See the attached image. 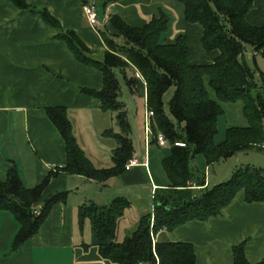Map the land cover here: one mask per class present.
Here are the masks:
<instances>
[{"label": "trees", "instance_id": "trees-1", "mask_svg": "<svg viewBox=\"0 0 264 264\" xmlns=\"http://www.w3.org/2000/svg\"><path fill=\"white\" fill-rule=\"evenodd\" d=\"M7 1L19 12L37 13L50 31L51 39L63 41L75 60L90 64L101 72L100 90L81 91L97 98L102 111L115 112L118 128V132L110 128L102 132L115 142L111 166L96 168L77 145L65 109L44 108L46 117L63 140L65 163L50 170L32 188L24 187L16 167L9 166L5 178L0 181V209L11 213L19 224L13 239L15 245L37 232L53 203L64 201L66 192H57L43 200L38 212L31 207L50 175L63 171L103 182L121 173L124 163L132 156L129 124L124 105L118 100L115 69L122 74L129 89H132V79L125 76V69L139 73L144 83V105L151 111V142L160 132L171 147L160 161L167 185L153 190L151 211L140 215L134 228L120 240L117 239L119 220L130 205L126 197L116 196L106 204L89 202L76 207L78 225L88 221L102 258L115 264H194L195 254L190 243L154 241V234L190 220L217 216L238 192H242L245 203H264V169L240 164L232 169L227 179L204 186L202 172L191 164L197 153L202 154L204 164L208 166L240 151L264 152V24L251 26L245 22L244 16L252 0H179L185 22L200 27L202 50L216 52L212 61L206 64L189 63L183 34L171 43L160 41L167 23L162 12L140 27L127 24L116 14L111 15L108 24L113 33L106 27L96 29L107 48L99 62L87 57V48L73 31L63 29L46 9L31 7L24 0ZM111 1L115 0H105ZM245 46L250 47L253 56L262 59V70L251 68L243 59ZM205 82L215 99L209 97ZM169 87L173 91L167 101L170 115L167 116L161 97ZM236 100L241 101L246 124L227 126L223 139L215 143L216 119L222 113L220 103ZM243 250L244 241L232 246L229 264H264V256L256 263L247 262Z\"/></svg>", "mask_w": 264, "mask_h": 264}, {"label": "crops", "instance_id": "crops-1", "mask_svg": "<svg viewBox=\"0 0 264 264\" xmlns=\"http://www.w3.org/2000/svg\"><path fill=\"white\" fill-rule=\"evenodd\" d=\"M24 1L31 7L46 9L63 29L73 31L87 48L86 56L94 61H102L107 48L99 34L88 25L81 10L82 1L95 3L98 18L103 21L101 26L112 33L108 18L113 14L131 26L140 27L162 12L167 23L160 35L161 42L171 43L183 34L191 64L210 63L216 55L215 51L206 53L202 50L200 27L185 22L179 0ZM244 19L251 26L264 24V0H252ZM116 40L120 41L119 38ZM246 51L252 54L249 46ZM129 70L133 74L126 76ZM125 76L132 79L129 90L135 92L139 88L137 94L144 99L142 78L135 77L134 70L129 68L125 69ZM101 86V72L90 64L75 60L63 41L51 39L50 31L37 13L19 12L11 2L0 0V181L5 178L9 166L14 165L22 185L32 188L50 170L64 165V143L46 117V107L65 109L75 141L94 167L111 166L115 142L102 132L107 128L118 132L115 112L102 111L97 98L81 91H98ZM151 143L156 145L149 138L147 144L143 139L137 149L132 145L131 157L142 161L146 156L145 168L133 166L103 182L63 171L50 175L31 207L38 212L43 200L57 192L65 191V199L51 205L37 232L20 245L13 242L18 233V222L11 213L0 209V264H115L98 254L97 240L88 221L78 225L76 207L89 202L106 204L113 197L129 196L133 200H129L128 208L132 207L131 202H136V221L140 215L151 211L153 190L167 185L165 176L148 177ZM260 164L264 166V159ZM202 174L204 186L224 178L206 175L204 171ZM131 187H138L139 191L148 189L147 206L140 195H128ZM125 213L119 220L120 239L131 230L124 224ZM153 240L190 243L195 254L194 264H229L231 247L244 241L245 259L256 263L264 256V203H245L242 192H238L221 214L205 220H190L171 230L161 229L154 234Z\"/></svg>", "mask_w": 264, "mask_h": 264}, {"label": "rangeland", "instance_id": "rangeland-1", "mask_svg": "<svg viewBox=\"0 0 264 264\" xmlns=\"http://www.w3.org/2000/svg\"><path fill=\"white\" fill-rule=\"evenodd\" d=\"M247 46H245V50L243 52V59L249 64L251 68H257L262 70L263 69V62L262 59L259 56H253L249 51H246ZM248 54V55H247ZM129 73L132 75L133 72L131 70L126 72V76H129ZM115 76L118 80L119 85V94L118 99L124 103V111L125 116L127 119V122L129 124V136L131 138L132 145L134 149L138 148L139 143L143 142L144 139V129H143V115L146 111V108L144 106V99L137 93L139 92V88H137L135 92H131L127 85L125 84L124 78L122 77V74L118 71V69L115 70ZM205 86L208 92V95L211 99H215L213 91L205 82ZM173 88L169 87L161 97L162 100V107L163 112L167 115H169L168 108H167V101L170 98L172 94ZM138 95V96H136ZM222 108V113L217 117L216 119V133L213 136L214 142H219L224 137V130L228 125L235 124V125H245L246 120L242 115V104L240 100H236L233 102H222L220 103ZM149 140H151V134L147 136ZM170 143L168 141H165V144L161 147H157L155 144L151 143L149 145V166L147 167V173L148 177H163L164 172L161 167V159L168 155L170 151ZM264 159V153L258 152L254 150H247V151H240L237 153H234L233 155L223 159L219 160L216 163H213L211 165L205 166L204 164V158L202 154L197 153L194 155L191 164L196 169L200 170L202 173L203 171L206 172V175L209 173L210 175H218L222 176L224 178H219L223 181L227 179L231 173V169L234 168V166H238L240 164H250L258 166L262 169H264V166H261L260 163H262ZM234 164V166H232ZM118 175V174H117ZM115 175V176H117ZM146 187V186H145ZM149 187V185L147 186ZM111 189V188H110ZM105 191V190H104ZM139 188H133L131 187L130 192L128 195H140V199H144L143 204L144 206H147V202L145 200H150V194L148 193V189H144L143 191ZM133 197L128 196V200L132 201ZM132 207L128 208L125 212V220L124 224H126L130 229L134 228L135 221L137 218V208H136V202H131ZM135 203V204H134ZM122 228L118 229L117 231V239L120 240L119 234L121 233ZM124 235V234H123Z\"/></svg>", "mask_w": 264, "mask_h": 264}, {"label": "built area", "instance_id": "built-area-1", "mask_svg": "<svg viewBox=\"0 0 264 264\" xmlns=\"http://www.w3.org/2000/svg\"><path fill=\"white\" fill-rule=\"evenodd\" d=\"M81 10L83 15L86 18V21L90 27L93 28V30L96 32V29L103 24V21H100L97 15V8L94 2L92 1H87L84 4L81 5ZM135 77H139V73L137 71H134ZM146 108V107H145ZM151 116V111L146 109L143 115V129H144V140L145 143L147 144L148 138L147 136L151 134L150 127H149V118ZM263 135H264V126H263ZM152 137V135H151ZM154 142L158 146H162L165 144V139L163 135L160 132H157L156 135H154ZM142 166L146 167L147 166V158L144 156L142 161H138L136 158L131 157L129 158L123 165V170H128L129 168L133 166ZM153 189V186H152Z\"/></svg>", "mask_w": 264, "mask_h": 264}]
</instances>
